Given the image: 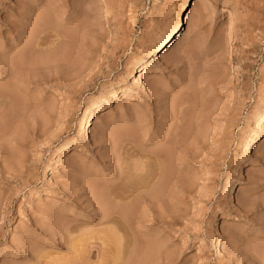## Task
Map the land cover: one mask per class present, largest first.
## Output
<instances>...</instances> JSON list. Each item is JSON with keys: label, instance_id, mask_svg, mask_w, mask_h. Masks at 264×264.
<instances>
[{"label": "rangeland", "instance_id": "374dc122", "mask_svg": "<svg viewBox=\"0 0 264 264\" xmlns=\"http://www.w3.org/2000/svg\"><path fill=\"white\" fill-rule=\"evenodd\" d=\"M181 2L0 0V264H264V0Z\"/></svg>", "mask_w": 264, "mask_h": 264}, {"label": "bare ground", "instance_id": "6f19581e", "mask_svg": "<svg viewBox=\"0 0 264 264\" xmlns=\"http://www.w3.org/2000/svg\"><path fill=\"white\" fill-rule=\"evenodd\" d=\"M189 0H182V2H181V4H180V8H179V10H178V12L176 13V15L174 16V18H173V20L170 22V23H168V25L166 26V29L164 30V32L161 34V35H158L157 36V42L153 45V47H151V49H149V51H148V56L150 57V58H152L153 60L155 59V58H160L159 56H160V54H162V52L164 51V50H168V49H170V47L173 45V44H177L178 42H179V40H180V36H179V27H180V25L184 22V20L186 19V20H188V18L190 17L189 15L192 13V9L190 10V12H189V9H190V7H191V5H190V3L189 4H187V2H188ZM178 37V38H177ZM176 39V40H175ZM157 46H159V48H157ZM157 48V49H156ZM159 49H161L160 50V52H158V50ZM146 64V63H145ZM149 67L147 66V64L146 65H144V67L140 70V71H138V74L136 75V78H135V80H134V83H138V84H142L143 83V80H145L149 75V69H148ZM99 106V105H98ZM99 108H100V106H99ZM100 111V110H99ZM98 110H97V112H99ZM92 118H93V115H92V110L91 109H89L88 108V110H87V112H86V118H85V123H84V125H83V136L84 137H86L87 139L89 138L88 137V131H89V128H90V125H91V121H92ZM263 121H264V111L261 113V115L259 116V118H258V120H257V122L255 123L256 124V127H261V125H262V123H263ZM85 139V138H84ZM249 141V140H248ZM248 141L246 140V142H245V147H244V151H246L247 150V145H248ZM243 150H242V152H243ZM152 159V158H151ZM153 160H154V158H153ZM152 161V160H151ZM155 163V162H154ZM160 163V162H159ZM153 164V163H152ZM157 164V163H156ZM158 165V164H157ZM155 166V165H154ZM159 166V165H158ZM162 166V165H161ZM135 167V166H134ZM169 167V166H168ZM156 168V167H155ZM158 168V167H157ZM162 168V167H161ZM144 178V177H143ZM228 183V182H227ZM123 185V184H122ZM126 186V185H125ZM124 186V187H125ZM234 186V183L233 182H230L229 183V189H228V192H230L231 190H232V187ZM131 187H132V185H131ZM145 187H146V182H144L143 180L142 181H140L139 183H138V185H136L135 186V188H123L122 186H120V184H118L116 187H115V190H113V193H111L112 194V196L114 197V198H118V200H122V199H126V197L128 198L129 197V195L133 192L134 193V191L136 192V195L137 196H139L140 194H141V191H137V190H142V189H145ZM228 187V186H227ZM141 188V189H140ZM128 193H130V194H128ZM135 194V193H134ZM134 194H132V195H134ZM229 194V193H228ZM136 195H134V196H136ZM229 196V195H228ZM112 198V197H111ZM111 204V203H110ZM117 204V203H116ZM104 205H106V204H104ZM108 205V204H107ZM119 205V204H118ZM121 205V204H120ZM120 205H119V207L117 206V208L115 209V208H112V209H110V210H108L106 207V209H107V211H105L104 209H103V213L104 214H102V216H104V217H106L105 219H108L109 217V219L110 220H115L116 219V217L117 216H119V218L121 219V221H122V219H128V217L129 216H131V214L133 215V214H135V213H133L132 212V210L134 209H130L131 208V206H130V208L127 206V205H124V206H127V208L129 209V210H122V208L120 207ZM113 206H114V203H113ZM116 206H114V207H116ZM104 207V206H103ZM110 208L112 207V206H109ZM123 207V206H122ZM133 207V206H132ZM119 208H121L120 210H122V211H119ZM123 209H126V207L125 208H123ZM116 210V211H115ZM135 211V210H134ZM136 212V211H135ZM138 212V211H137ZM112 214H117V216H114V215H112ZM135 216V215H134ZM217 215H214V217H216ZM225 215H223V214H221L220 215V217H224ZM131 217H133V216H131ZM118 218V217H117ZM118 218V219H119ZM108 219V220H109ZM119 219V220H120ZM125 221V220H124ZM214 221V220H213ZM215 222V221H214ZM214 224V223H213ZM15 254V253H14ZM15 256V255H14Z\"/></svg>", "mask_w": 264, "mask_h": 264}]
</instances>
